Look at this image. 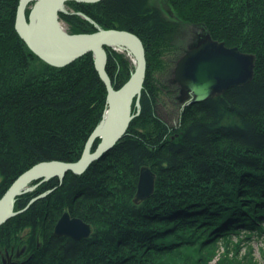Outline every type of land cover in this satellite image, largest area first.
<instances>
[{"label": "trees", "instance_id": "obj_1", "mask_svg": "<svg viewBox=\"0 0 264 264\" xmlns=\"http://www.w3.org/2000/svg\"><path fill=\"white\" fill-rule=\"evenodd\" d=\"M18 2L0 0V198L40 162H76L106 107L91 54L63 68L30 70L32 55L14 29ZM263 3L69 2L74 13L61 18L71 34L122 30L141 40L147 72L140 112L100 161L81 175L67 173L61 183L52 180L45 198L0 227V250L28 228L26 259L19 264H254L248 241L264 234ZM188 25L204 28L228 48L255 54L254 79L186 106L172 131L156 113L163 86L156 85L154 73L164 71L166 55L175 62L185 50L176 39ZM105 49V70L119 89L131 72L122 57L116 69V55ZM143 166L156 176L155 191L136 207L131 201ZM34 195L16 199L15 210ZM65 211L92 226L89 238L54 235Z\"/></svg>", "mask_w": 264, "mask_h": 264}, {"label": "water", "instance_id": "obj_2", "mask_svg": "<svg viewBox=\"0 0 264 264\" xmlns=\"http://www.w3.org/2000/svg\"><path fill=\"white\" fill-rule=\"evenodd\" d=\"M29 0H19L15 18V30L21 39L25 41L30 50L40 59L53 67H64L74 60L88 54H99L100 62L95 63L96 71L105 85L107 90V99L109 97H122L124 116L118 131L108 140L101 141L91 152L86 149L77 162L65 163L58 161L41 162L21 174L7 189L0 198V226L3 225L10 217L15 216L13 209L14 199L18 196L19 190L31 178L35 177L42 171H49L52 177L60 178L68 172L75 175L82 174L94 161L107 153L117 141L126 133L129 123L133 116L131 115V105L134 97L139 98L142 91L143 78L145 76L146 59L143 45L138 37L126 31L117 30H100L94 34L95 41L89 43L74 51H68L62 48L52 37L54 44L59 50L67 55L65 59L53 61L45 58L39 50L32 46L30 40L23 36L19 30V24L24 21L25 9ZM72 1L76 3H98L103 0H50V19H53L59 7L64 3ZM49 24L50 21H49ZM49 29L52 25H49ZM114 35H120L131 39L139 49L138 65L135 69L136 77H139L140 84L137 85L128 94H122L121 91H115L112 83L106 73L107 54L104 45L108 39ZM254 58L251 55L241 54L238 49H229L223 43L213 41L207 34L201 37L200 41L193 46L185 55H183L173 70V77L182 89V95L190 99V103H199L208 100L216 94L237 86L248 84L253 77ZM92 136V134H91ZM91 136L88 138L85 148L92 144ZM48 178V177H42ZM49 179V178H48ZM155 175L148 167H142L138 181V189L135 202H139L153 193ZM54 234L56 236H66L71 240L79 241L88 238L91 234V227L86 225L78 218H71L68 212H64L58 220Z\"/></svg>", "mask_w": 264, "mask_h": 264}, {"label": "bare ground", "instance_id": "obj_3", "mask_svg": "<svg viewBox=\"0 0 264 264\" xmlns=\"http://www.w3.org/2000/svg\"><path fill=\"white\" fill-rule=\"evenodd\" d=\"M69 2H72V1H68V2L64 3L61 7H59V9L57 10L53 19H50V17H51V15H50L51 13L49 10L50 9V6H49L50 0H29L27 3L26 9H25L24 21L19 24V30H20L21 34L23 36H25L26 38H28L30 40L29 42H31L32 46H34L36 50H39L42 53V55L45 58L47 57V59H49V60L60 61L62 59H65L67 56L63 52V50L61 51L56 47V45L53 42L52 37H54V39L57 41V43L62 48H64L65 50L74 51V50H77L83 46L88 45L91 42H94L95 37H96V36H94V34H97L100 31V29H99L96 33L90 34V35L85 34V33L71 34V33L66 32V30L62 27V25L60 23V17H61V15H68L69 14L70 8L67 6V4ZM83 4H86V3H83ZM18 5H19V2H18ZM17 8H18V6H17ZM17 8H16V13H17ZM27 11H28V13L26 14ZM15 18H16V15H15ZM83 19L89 20L88 18H86L84 16H83ZM49 21L51 24H49ZM48 24L52 25L50 29H49ZM14 29H15V21H14ZM105 31H107V30H105ZM118 31H122V30H118ZM19 38H20V36H19ZM21 40L24 43V45L27 47L29 53L32 56L39 59L41 62L46 63L30 50V48L27 46V44L25 43V41L23 39H21ZM213 41H215V40H213ZM197 42H199V40ZM219 43H221V42H219ZM224 46H225V44H224ZM104 47H108V48H112V49L126 50L132 56L133 63L135 65V67H137L138 57H139V49H138L137 44L135 42H133L131 39L124 37V36H120V35H114V36H112V38L108 39V41L106 42ZM143 48H144V46H143ZM226 48H228V47H226ZM229 49H233V48H229ZM144 52H145V50H144ZM183 53H185V50L183 51ZM181 56L182 55H179L177 57L178 60L176 59V63L179 61ZM93 57H94V62L96 63V65H98L100 62V55L95 54V55H93ZM166 57H168L167 59L172 58L171 56H167V55H166ZM80 58H78V59H80ZM78 59H76V60H78ZM76 60H74L73 62H75ZM107 60H108V58H107ZM73 62H71V63H73ZM169 62H171V61L169 60ZM171 63H173V62H171ZM176 63L175 64L173 63L174 68L176 66ZM48 66H50V65H48ZM58 68H63V67H58ZM174 68H173V70H174ZM146 72H147V66H146L145 76L143 78L142 89H143L145 79H146ZM134 73H135V71H134ZM134 73L130 76V78H128V80L126 81V83L124 85H122V87H120L119 89H114V88L113 89L115 91L120 90L121 93L124 95L128 94L130 91H132L137 85L140 84L139 77H136V75ZM159 76L161 77L160 73L157 74V77L156 76L154 77L155 81H156V85L158 87L163 86V88H162V92L159 93V98H158V102L156 104V109H157V106L159 104L160 96L162 93L165 94L166 96H171V98H172L171 100L173 102H175L176 104L178 103L177 105L179 107H181L182 110L186 106L193 104V103H190V99L192 97L190 99H187L186 96L184 97L182 95V89H181L180 85L175 81L174 77L172 78V80L170 82L171 84H169L166 81L161 82V79L159 78ZM104 87H105V85H104ZM112 87H113V85H112ZM105 90H106V88H105ZM225 91H227V90H225ZM225 91H223L220 94H216L213 97L219 96V95L223 94ZM122 97H120V96L109 97L106 100V108L104 109L101 120L99 121V123L97 124V126L95 127L93 132L91 133L92 136L90 135L91 140H93V141H92V144L88 145L89 149H88V147L85 148L86 152L88 151V152L92 153L95 150V149L92 150V148H93L92 146L96 140H98L99 143L101 141H106V140L110 139L118 131V129L122 123L123 116H124ZM139 100H140V96H139V98L134 97L132 100L131 115L133 116V118L131 119L129 126H130L131 122L135 119V117L138 116V114L140 112V108H138L139 112H137L136 114H134L133 110H132L135 103H137L138 106H140ZM199 103H201V102H199ZM178 126L179 125H176L173 127L169 126V127H170V130L174 131L178 128ZM127 130H128V128H127ZM176 136H177V134H176ZM122 139H123V137L119 141H117L115 143V145L108 152H110L117 144H119L122 141ZM107 153L103 154L99 159H97L94 162L100 161ZM67 163H70V162H67ZM52 176H53V174L50 173L49 171H42L38 175H35V177L31 178L25 185H23L22 188L19 190V193L24 191L31 184V182L36 181L37 179H41L42 177H48L49 179L54 180V179H52L53 178ZM56 177H58V176H56ZM48 178H46V179L49 180ZM62 178H64V177H62ZM14 206H15V202L13 204V209L11 212H14ZM10 218H12V217H10Z\"/></svg>", "mask_w": 264, "mask_h": 264}, {"label": "rangeland", "instance_id": "obj_4", "mask_svg": "<svg viewBox=\"0 0 264 264\" xmlns=\"http://www.w3.org/2000/svg\"><path fill=\"white\" fill-rule=\"evenodd\" d=\"M90 4H95V3H90ZM264 3L261 5V9L264 10V7H263ZM163 10L166 11V7L163 6ZM74 13L72 10L69 11V14H72ZM79 16H81V18H83L82 15L78 14ZM60 23L62 25V27L66 30V32L70 33V28H69V23L66 22V20H63L61 17H60ZM118 31V30H117ZM90 35V34H89ZM207 35V33H205L204 31V28L202 27H199V26H196V25H188V26H184L183 27V30L180 31V34L179 36L177 37V42L181 45L184 46L185 48V53L182 52V55L183 54L185 55L187 53V51H189L193 46H195L198 42V40L200 41L201 37ZM105 48H108V47H104ZM111 50V53H113L114 55H116V58L117 59H113L115 62H113V65L116 69L119 68V65H118V60H119V57H122L123 60H126L127 64H128V68H129V71L131 72L130 73V76L134 73L135 71V65L133 63V58L132 56L126 51V50H122V49H112V48H108ZM238 49V51L241 53V54H244V55H251L253 56L254 58V69H253V77L251 79V81L254 79V71H255V63H256V55L255 54H252V53H247L245 51H242L240 50L239 48H236ZM106 51V49H105ZM30 54V53H29ZM88 54H91L92 53H88ZM107 54V52H106ZM87 55V54H86ZM85 56V55H84ZM181 56V57H182ZM92 58H93V61H94V57L92 55ZM168 57H165V62H166V67L164 69V71H160V72H155L154 73V77L156 76L157 77V74H161V77L159 76V78L161 79V82L162 81H166L167 83L171 84V80L173 78V68H174V65L173 63L175 64V62L171 63L167 60ZM178 60V59H177ZM108 61V60H107ZM44 65H47L46 63H43L41 62L39 59L35 58L34 56H29V66H30V70H34V71H40L43 69ZM147 66V64H146ZM53 67V66H51ZM94 67H95V64H94ZM54 68H58V67H54ZM96 70V68H95ZM146 71V69H145ZM107 73V72H106ZM98 74V73H97ZM99 76V75H98ZM108 76V74H107ZM109 77V76H108ZM130 78V77H129ZM100 79V77H99ZM110 79V78H109ZM101 80V79H100ZM111 81V80H110ZM250 81V82H251ZM102 82V81H101ZM249 82V83H250ZM103 83V82H102ZM112 83V82H111ZM248 83V84H249ZM247 85V84H245ZM244 86V85H243ZM239 87V86H237ZM235 88V87H234ZM171 96H166L165 94H161L160 96V101H159V104L157 106V109H156V113L158 116L161 117V119L166 123L168 124V126L170 127H173V126H176V125H179V116H180V113L182 111V108L179 107L175 102H173L171 100ZM106 100H107V91H106ZM105 105H106V101H105ZM106 108V107H105ZM134 108H135V112L134 114H136L137 112H139L138 108H140V106H138L137 103L134 104ZM126 134V133H125ZM91 135V134H90ZM125 136V135H124ZM123 136V138H124ZM90 137V136H89ZM88 140V139H87ZM86 145V143H85ZM85 145L83 147V151H82V154L81 156L83 155L84 151H85ZM96 148V147H95ZM94 148V149H95ZM80 156V158H81ZM79 158V159H80ZM78 159V160H79ZM77 160V161H78ZM76 161V162H77ZM50 162V161H48ZM59 162V161H58ZM41 163V162H40ZM72 163V162H70ZM95 162H93L91 165H93ZM90 165V166H91ZM89 166V167H90ZM33 167V166H32ZM88 167V168H89ZM143 167H146V166H143ZM88 168L84 171L86 172L88 170ZM149 168V167H148ZM30 169V168H29ZM28 169V170H29ZM150 169V168H149ZM27 171V170H26ZM24 171V172H26ZM141 171V169H140ZM150 171L152 172V170L150 169ZM23 172V173H24ZM83 172V173H84ZM22 173V174H23ZM68 173H71V172H68ZM82 173V174H83ZM153 173V172H152ZM67 174V173H66ZM73 174V173H72ZM154 174V173H153ZM21 175V174H20ZM19 175V176H20ZM80 175V174H79ZM155 175V174H154ZM18 176V177H19ZM17 177V178H18ZM139 177H140V172H139V175H138V178H137V181H136V192H135V195L134 197L132 198V204L134 206H139L140 203H144L145 201L149 200L151 197L154 196V191H155V180H156V176H155V180H154V188H153V193L143 199V200H140L139 202H135V197H136V194H137V189H138V181H139ZM16 178V179H17ZM15 179V180H16ZM52 179H56L58 181V183H61L62 179L63 178H60V177H53ZM14 180V181H15ZM0 181H1V177H0ZM13 181V182H14ZM52 180L49 179H45V178H41V179H37L36 181H33L31 182V184L24 190L22 191L18 196L15 197L14 199V202L16 201V199L18 198H22L25 196H31V195H34L35 193H37V195H34L30 198L29 202H28V205L27 207L23 208V209H19L18 211L15 210L14 208V212L16 213L15 216L19 215V214H22L28 207L30 204L40 200V199H43L45 198L50 192L51 190H43L45 189L48 184L51 182ZM12 182V183H13ZM11 183V184H12ZM11 186V185H10ZM9 186V187H10ZM8 187V188H9ZM7 188V189H8ZM7 189L5 190V192L7 191ZM4 192V193H5ZM3 193V194H4ZM2 197V196H1ZM67 212V211H65ZM64 214V213H63ZM70 215V214H69ZM15 216H13L12 218H14ZM71 217V216H70ZM72 218V217H71ZM11 219V218H10ZM9 219V220H10ZM8 221V220H7ZM6 221V222H7ZM5 222V223H6ZM4 223V224H5ZM85 223V222H84ZM3 224V225H4ZM86 225H89L87 223H85ZM3 225H1L0 227H2ZM56 226V225H55ZM91 227V234L93 232V228L91 225H89ZM222 228V227H221ZM237 228L239 229H243V226H240V225H237ZM54 230H55V227H54ZM54 230H53V233H54ZM18 232V237H17V240L16 242H14V244L11 245V247L7 248H3L2 250H0V264H19L21 262H23L25 259H26V249H27V246L25 245V241L26 239L28 238L29 236V229L28 228H25V229H21ZM90 234V235H91ZM55 235V234H54ZM56 236V235H55ZM57 237H62V238H68L66 236H57ZM90 237V236H89ZM88 237V238H89ZM233 240H236V237L235 236H232L231 237ZM69 239V238H68ZM87 239V238H85ZM83 240V239H82ZM80 241V240H79ZM248 243L250 244L251 246V254H252V260L254 261V264H264V234L262 235H258V236H251L250 237V240L248 241ZM244 251V249L240 250L239 251V254H242ZM214 261H211L210 264H213Z\"/></svg>", "mask_w": 264, "mask_h": 264}]
</instances>
